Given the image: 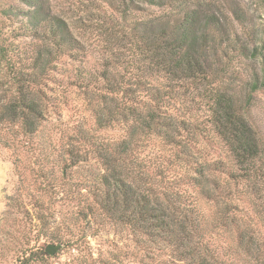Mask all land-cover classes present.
I'll list each match as a JSON object with an SVG mask.
<instances>
[{"label":"trees","instance_id":"trees-1","mask_svg":"<svg viewBox=\"0 0 264 264\" xmlns=\"http://www.w3.org/2000/svg\"><path fill=\"white\" fill-rule=\"evenodd\" d=\"M104 2L125 24L105 31L98 69L49 0H16L5 12L15 28L0 34V129L33 144L74 92L93 123L69 137L80 147L54 155L47 215L35 213L11 264H46L44 238L80 264H123L90 250L88 239L111 231L130 238L138 264H251L243 256L264 243V142L251 115L264 90V31L235 0ZM230 68L242 79L230 81Z\"/></svg>","mask_w":264,"mask_h":264},{"label":"rangeland","instance_id":"rangeland-1","mask_svg":"<svg viewBox=\"0 0 264 264\" xmlns=\"http://www.w3.org/2000/svg\"><path fill=\"white\" fill-rule=\"evenodd\" d=\"M49 1L55 11L68 20L75 33L85 43L88 66L98 69L99 65L109 55L105 52V31L109 27H117L125 23L104 0ZM109 1L110 3H120L124 7L120 0ZM235 1L247 12L256 30L264 31V0ZM15 4L16 0H0V34L7 38L10 31L15 28V24L9 22L5 12L7 11V15H12L8 12V8L13 7ZM229 70L232 71L230 81L236 83L242 79V74L235 73V70L241 72L240 69L230 68ZM67 101V104L62 105L58 112L48 116L47 122L43 123L41 133H39L33 144L21 141L15 130L0 129V264L13 263V243L26 242L22 236V231L27 230L31 224L35 223V213L41 210L43 215H47L51 200L50 189L45 187V184L50 175L46 180L43 175L52 167L57 168L54 155L66 151L70 144L80 147L79 143L72 141L71 138L69 139L70 136L75 134V129L93 130L90 113L83 108L85 103L82 94L74 92L67 97ZM185 109L183 107L181 113ZM189 109H193L194 111L191 113L197 116L199 111L196 106L191 105ZM251 115L256 130L264 142V90L254 94ZM113 134H115L114 131L98 132V136L96 135L97 141L111 137ZM209 146L210 148L206 147V149L216 154L222 152L221 146L216 140ZM157 147L156 151H160L161 148L164 150L161 144H158ZM51 149H55L54 152ZM147 155L150 157L156 156V153L148 151ZM91 163H93V159ZM72 173L76 179L78 173L76 171ZM57 174L59 173L57 172ZM61 189L62 187L59 190L61 191ZM35 199L43 201L41 209L38 208L37 204H34ZM202 206L205 209L208 208L206 204H202ZM4 213H7V215L5 221L2 222L1 217ZM221 236L222 238L217 239L219 244L226 241V238L223 235ZM88 242L94 257H97L98 253L102 254L105 251H110L123 264H138V260H134V256H131L134 249L130 238L123 232L111 231L109 234H97L94 238L88 239ZM47 243L55 242L44 238L37 245L43 248ZM164 254L166 259L174 257L168 249L165 250ZM243 259L251 264H259L264 261L263 241H257L251 246V251H247ZM81 262V256L76 251L62 248L48 259L46 264H80Z\"/></svg>","mask_w":264,"mask_h":264},{"label":"water","instance_id":"water-1","mask_svg":"<svg viewBox=\"0 0 264 264\" xmlns=\"http://www.w3.org/2000/svg\"><path fill=\"white\" fill-rule=\"evenodd\" d=\"M63 248V245L61 243H47L44 247V250L46 253L49 255L53 256L55 255L58 251H60Z\"/></svg>","mask_w":264,"mask_h":264}]
</instances>
